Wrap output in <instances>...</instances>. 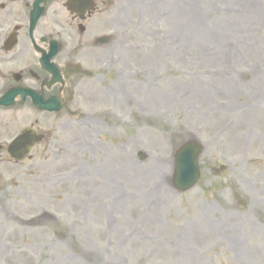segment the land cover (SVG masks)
Masks as SVG:
<instances>
[{"label":"rangeland","instance_id":"obj_1","mask_svg":"<svg viewBox=\"0 0 264 264\" xmlns=\"http://www.w3.org/2000/svg\"><path fill=\"white\" fill-rule=\"evenodd\" d=\"M115 6L102 103L0 173V264H264V0ZM187 139L201 174L179 193Z\"/></svg>","mask_w":264,"mask_h":264},{"label":"flooded vegetation","instance_id":"obj_2","mask_svg":"<svg viewBox=\"0 0 264 264\" xmlns=\"http://www.w3.org/2000/svg\"><path fill=\"white\" fill-rule=\"evenodd\" d=\"M115 2L0 0V171L19 168L13 157L55 156L70 121L60 113L102 103V13Z\"/></svg>","mask_w":264,"mask_h":264},{"label":"water","instance_id":"obj_3","mask_svg":"<svg viewBox=\"0 0 264 264\" xmlns=\"http://www.w3.org/2000/svg\"><path fill=\"white\" fill-rule=\"evenodd\" d=\"M108 38L103 37L105 43ZM202 146L196 140H187L174 151L172 184L177 191H185L196 184L199 176L198 157Z\"/></svg>","mask_w":264,"mask_h":264}]
</instances>
